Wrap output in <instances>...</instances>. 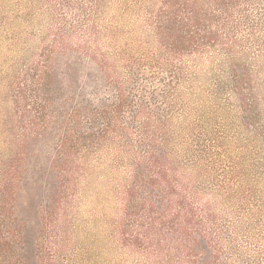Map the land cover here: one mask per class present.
I'll list each match as a JSON object with an SVG mask.
<instances>
[{"label":"rangeland","instance_id":"obj_1","mask_svg":"<svg viewBox=\"0 0 264 264\" xmlns=\"http://www.w3.org/2000/svg\"><path fill=\"white\" fill-rule=\"evenodd\" d=\"M161 1L98 10L97 0H0V264H210L217 238L229 264H264V0H243L229 16L213 9L225 26L201 30L218 40L175 59L181 80L167 97L165 70L142 66L147 92L129 96L147 112L125 109L107 141L64 163L68 112L117 102L121 86L136 84L130 60L166 59L149 21ZM100 55L114 63L112 81ZM48 60L53 78L40 87ZM165 115L177 163H189L192 145L202 157L168 185L136 180L131 166L148 147L140 126ZM181 193L208 238L186 224L192 251L180 245Z\"/></svg>","mask_w":264,"mask_h":264},{"label":"trees","instance_id":"obj_2","mask_svg":"<svg viewBox=\"0 0 264 264\" xmlns=\"http://www.w3.org/2000/svg\"><path fill=\"white\" fill-rule=\"evenodd\" d=\"M243 0H162L160 10L150 12V25L153 28L155 38L159 40L163 47L162 50L166 52V59H154L148 56L147 58H141L136 62L132 60L129 61V71L131 80L135 81L136 84L130 88V91L126 92L121 86V96L117 99V102L106 103L102 102L101 106L96 107L92 101L86 100L83 104L73 107L67 114L63 125L64 131L61 136V148L65 155V164L70 165L73 162L74 153L82 151L81 153L89 152L90 148L94 147L96 143L105 142L112 133L116 132V128L119 126L122 118V112L125 109H134V116L138 118L141 114L147 112L146 105L144 101L140 106H134L133 99L130 100V93L136 96V93L140 91H146L147 89L142 84L146 81L147 75L142 71L144 67L150 66L162 68L165 73L169 76L170 81L165 83L167 87L170 85L169 90L166 91L165 96L167 97L170 93L172 85L176 84L175 78L181 80V77L177 76V66L175 65V59L183 56V52L190 48V50L198 51L203 48L207 43L214 44L218 37L215 32L204 31L201 28L203 26L212 24L225 26V23L218 19L217 16L212 12L214 9L218 11L221 16H229L234 12L235 9L239 8ZM98 10H102L106 7L107 0H97ZM193 27L194 30L200 29L199 31H194L185 35L184 29ZM102 56L101 68H103L106 73L107 81H112L115 79L111 77V71L114 68V63L110 62V57L106 55ZM43 69L40 71L38 77V86L47 87L50 80L53 78V63L48 60ZM138 64V71H134V65ZM133 72V74H132ZM118 79V78H117ZM138 81V82H137ZM117 82V81H115ZM127 82V83H128ZM178 83V82H177ZM119 84V83H118ZM151 97H155L153 92ZM150 98V97H148ZM146 103V102H145ZM152 120V119H150ZM150 120H146L141 126V143L148 144L147 149L142 156H137L133 161L131 166L136 180L142 179L144 177V182L154 183L155 181L161 184L168 185V178L171 176L170 173L175 172L178 176L181 174L180 169H188L192 164L195 165L198 158L202 157L199 152L202 150H195L194 146H190L189 150L185 154L189 157V163L179 164L178 156L176 155V144L173 138V133L170 126V117L163 116L156 123H152ZM161 136L160 142L158 143V137ZM158 140V141H157ZM196 144L200 148H204L206 145L204 139L199 138L196 140ZM87 153L85 156H88ZM137 155V154H135ZM193 165V166H194ZM192 166V167H193ZM197 167V164L195 165ZM143 176V177H142ZM169 187V186H168ZM183 188V187H182ZM183 191V189H181ZM224 199L232 198L233 192L228 189L219 190ZM194 197V196H193ZM179 206L181 209L180 216L187 218L186 223L180 224V245L183 250L188 249L192 251L193 249L188 245L191 241L187 239L191 236L187 233V225H194L195 234L204 239H208L206 235L201 234L200 227L201 223L196 220V214L186 204V198L181 193L179 196ZM196 200L199 198L194 197ZM200 201V199H199ZM202 213L211 219L213 215L208 212V207L202 205ZM186 211V212H185ZM193 222H189L191 221ZM195 220V222H194ZM187 224V225H186ZM216 223H212L214 226ZM216 226V225H215ZM210 242L213 249V257L210 264H229L227 259H224V248L221 240ZM196 243L197 241L194 240Z\"/></svg>","mask_w":264,"mask_h":264}]
</instances>
